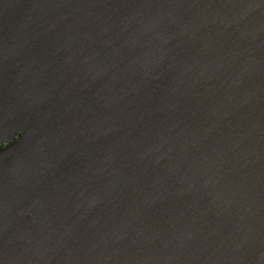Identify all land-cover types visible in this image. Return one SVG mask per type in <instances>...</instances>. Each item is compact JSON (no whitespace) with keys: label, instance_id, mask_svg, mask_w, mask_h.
<instances>
[{"label":"water","instance_id":"obj_1","mask_svg":"<svg viewBox=\"0 0 264 264\" xmlns=\"http://www.w3.org/2000/svg\"><path fill=\"white\" fill-rule=\"evenodd\" d=\"M0 264H264V0H0Z\"/></svg>","mask_w":264,"mask_h":264},{"label":"trees","instance_id":"obj_2","mask_svg":"<svg viewBox=\"0 0 264 264\" xmlns=\"http://www.w3.org/2000/svg\"><path fill=\"white\" fill-rule=\"evenodd\" d=\"M2 148H4V146H3V145H1V146H0V149H2Z\"/></svg>","mask_w":264,"mask_h":264}]
</instances>
